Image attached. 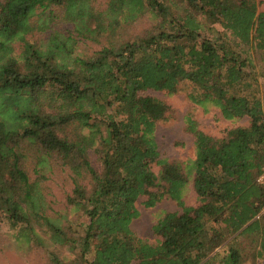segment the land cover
<instances>
[{
    "label": "trees",
    "instance_id": "16d2710c",
    "mask_svg": "<svg viewBox=\"0 0 264 264\" xmlns=\"http://www.w3.org/2000/svg\"><path fill=\"white\" fill-rule=\"evenodd\" d=\"M97 1L0 0V219L48 247L49 264H241L245 235L258 234L264 249V11L256 0ZM53 7L76 38L105 45L87 56L74 54L70 32L28 41L49 27ZM143 16L150 28L122 39ZM147 89L183 92L204 112L249 125L215 137L188 113L194 158L160 157L154 131L168 106L140 95ZM29 149L68 167L74 219L48 211L45 175L23 167ZM191 182L197 205L185 201ZM141 195L146 206L170 197L181 207L156 219L155 242L131 227Z\"/></svg>",
    "mask_w": 264,
    "mask_h": 264
},
{
    "label": "rangeland",
    "instance_id": "374dc122",
    "mask_svg": "<svg viewBox=\"0 0 264 264\" xmlns=\"http://www.w3.org/2000/svg\"><path fill=\"white\" fill-rule=\"evenodd\" d=\"M256 4L258 11H264V0H256ZM94 7L98 9L104 8V0L95 2ZM51 11L55 15V18L49 20V27L43 30H33L26 36L28 41L43 44L53 31L63 34L70 32L76 39L74 54L87 56L98 50L102 45H105L106 42L103 37L98 38L99 42L90 39H80L79 37L76 38L77 36L73 32L72 24L62 17V9L53 7ZM34 18L36 19L37 17ZM151 24L152 20L150 18L146 16L140 17L124 25L119 30V35L122 39H131L144 33L150 28ZM20 48L21 44L15 42L12 53L17 55L20 52ZM140 95L156 97L164 101L168 106L165 119L158 121L156 124L154 136L160 157L169 160L194 158V138L185 129L184 123V116L188 113L193 115L200 130L215 137L224 136L230 128L249 125L247 118L228 121L222 119L219 111L215 109L204 112L200 107L192 104L183 92L167 95L161 91L147 89L140 92ZM88 155L91 164L95 168H98L99 161L94 152L89 151ZM40 161H43V167L38 165ZM22 163L27 174L32 179L39 176L40 173H42L41 175H45L41 183L50 204L48 211L55 217L61 216L63 219H74L75 214L72 213L71 207L67 203V195L71 193L74 186L68 167L62 166L57 160L35 149L28 150L27 157ZM152 169L154 172H157L159 167L153 166ZM145 198L146 195H141L137 200L139 214L132 220L131 227L142 237L155 242L159 238V235L153 230V224L156 219L165 211H181V207L170 197H163L154 206H146L143 204ZM185 201L192 205L199 203L192 182L185 195ZM14 233L15 231L10 229L9 225L0 219V264H49L48 247L32 245L25 239L16 237ZM256 236L257 239L254 236L245 235L243 240L238 244L242 253L241 264L264 263V249H262L261 238L258 237V234ZM50 247L53 248L52 245ZM260 250H262L261 253ZM218 259L215 261V264H220L218 263Z\"/></svg>",
    "mask_w": 264,
    "mask_h": 264
},
{
    "label": "built area",
    "instance_id": "2783aa9c",
    "mask_svg": "<svg viewBox=\"0 0 264 264\" xmlns=\"http://www.w3.org/2000/svg\"><path fill=\"white\" fill-rule=\"evenodd\" d=\"M257 181L264 187V164L260 168Z\"/></svg>",
    "mask_w": 264,
    "mask_h": 264
}]
</instances>
